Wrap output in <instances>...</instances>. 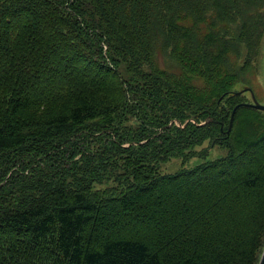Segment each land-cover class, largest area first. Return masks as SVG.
I'll list each match as a JSON object with an SVG mask.
<instances>
[{
    "label": "trees",
    "instance_id": "1",
    "mask_svg": "<svg viewBox=\"0 0 264 264\" xmlns=\"http://www.w3.org/2000/svg\"><path fill=\"white\" fill-rule=\"evenodd\" d=\"M229 4L0 0V264H259L264 129L227 132L236 106L252 103L240 93L250 85L232 91L240 48L217 17ZM169 43L178 81L153 61ZM227 94L251 102L229 110ZM207 134L226 157L157 173L162 157ZM92 152L125 161L124 191L33 186L41 169ZM16 160L25 170L13 171Z\"/></svg>",
    "mask_w": 264,
    "mask_h": 264
},
{
    "label": "rangeland",
    "instance_id": "2",
    "mask_svg": "<svg viewBox=\"0 0 264 264\" xmlns=\"http://www.w3.org/2000/svg\"><path fill=\"white\" fill-rule=\"evenodd\" d=\"M211 14L213 11H210L208 15ZM217 17L226 18L227 22L223 25L228 27V29H223L219 35L221 34L224 41H233L240 48L239 65L235 70L233 80H231L232 91L239 92L243 86L248 84L259 102L264 104V0H230L226 14L221 12L217 14ZM96 57L101 58L100 54ZM153 61L155 64L157 63L161 71L171 74L174 81L179 80V61L171 43L163 45L157 54L154 53ZM173 80L172 82H174ZM221 100L226 103L229 110H232L234 105L239 102H251L249 94L241 97L227 94L221 97ZM209 106L214 107L215 103ZM231 118L232 115H230V124ZM175 124L179 126L180 122ZM203 124L201 123V125ZM257 129H264V113L245 109L236 113L232 128L230 130L228 127L227 132L231 135L232 140L239 135L251 138L250 135ZM249 131L250 133H248ZM212 138L208 134L199 135L196 144L192 145L191 149L186 148L162 157L157 165V173L175 176L184 170H192L206 162L226 157L230 149L229 146L217 143L214 145ZM42 140L51 141L53 138L44 135ZM124 146H129V144ZM87 154L77 157L67 156L66 159H70V163H59L53 169L49 167L41 169L40 178L42 177L43 180L33 186H39L41 189L53 188L57 185L66 186L71 190L82 189L92 198H103L124 191L128 183L132 181L127 170L122 169V165L125 164L123 159L109 163L110 160H102L96 157L93 152ZM17 160L15 161L16 166L13 168L15 173L25 170L20 167ZM38 173L36 172L37 175ZM2 176L4 184H13L12 181L16 175H4L3 173Z\"/></svg>",
    "mask_w": 264,
    "mask_h": 264
},
{
    "label": "water",
    "instance_id": "3",
    "mask_svg": "<svg viewBox=\"0 0 264 264\" xmlns=\"http://www.w3.org/2000/svg\"><path fill=\"white\" fill-rule=\"evenodd\" d=\"M246 92L250 93L251 99H252V103L251 104H240V105L236 106V108L234 109V111L232 113L231 124L229 126L230 130L232 128V124H233V120H234L235 114H236L237 110L241 106L250 107V108L256 109L258 111L264 112V104L259 102V100L257 99L256 94L254 93V91H252V89L250 87H246V88H244L243 90L240 91L241 94L246 93ZM204 124H206V123H204ZM259 264H264V249H263Z\"/></svg>",
    "mask_w": 264,
    "mask_h": 264
}]
</instances>
